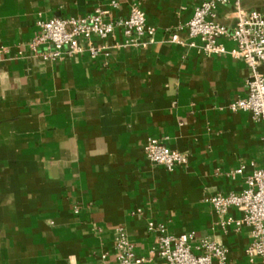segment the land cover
Returning <instances> with one entry per match:
<instances>
[{
  "label": "crops",
  "instance_id": "0c3cea01",
  "mask_svg": "<svg viewBox=\"0 0 264 264\" xmlns=\"http://www.w3.org/2000/svg\"><path fill=\"white\" fill-rule=\"evenodd\" d=\"M110 1L0 0V264H116L120 228L142 264H164L151 254L150 221L225 246L228 264H259L245 255L249 230H223L204 202L241 192L264 165L263 127L228 110L246 96L249 70L169 42L205 0H117L111 17L138 4L155 28L145 47L113 48L123 40L116 31L92 40L106 47L96 58L84 50L50 61L28 50L38 21L82 17ZM241 7L264 17V0ZM216 20L232 28V5L218 7ZM149 138L185 154L187 165H151L142 150Z\"/></svg>",
  "mask_w": 264,
  "mask_h": 264
},
{
  "label": "built area",
  "instance_id": "2783aa9c",
  "mask_svg": "<svg viewBox=\"0 0 264 264\" xmlns=\"http://www.w3.org/2000/svg\"><path fill=\"white\" fill-rule=\"evenodd\" d=\"M232 5L234 25L228 28L216 20V10L220 6ZM120 3L111 0L108 8L96 7L92 13L77 18L49 19L38 21V35L28 44V50L43 60H59L81 54L84 50L96 58L105 46H95L93 39L106 40L120 31L119 48H141L148 45L155 28L148 25L140 5L132 4L126 17H111ZM106 17H111L105 20ZM180 32L184 35L181 36ZM230 40L235 47L227 50L222 41ZM84 42V46L81 42ZM169 42L186 49H193L203 56L229 55L242 61L249 70L246 82V96L228 105L230 112L247 113L250 119L263 127L264 141V77L258 68L264 66V17L257 11H244L241 0H205L194 8L190 20L184 27L173 33ZM44 45L47 51L37 53V47ZM24 53L20 52L19 56ZM145 159L153 166L172 172L177 167L187 165L185 154L168 148L163 141L149 138L143 146ZM243 168L234 174L240 175ZM246 188L239 193L223 195L216 193L204 199L217 215L222 217L220 227L223 230L233 226L235 229L246 227L250 242L245 250L249 263L258 260L264 264V165L254 169L245 178ZM231 209L241 213L240 218L228 215ZM77 213V210H74ZM147 230L155 233V243L151 254L164 264H228V249L206 238L195 243L193 233L170 234L164 224L147 223ZM116 264H142L146 260L138 258L128 240L124 229L117 231Z\"/></svg>",
  "mask_w": 264,
  "mask_h": 264
}]
</instances>
